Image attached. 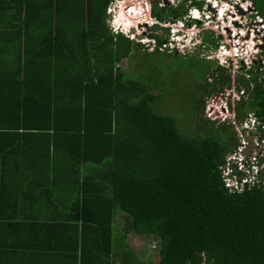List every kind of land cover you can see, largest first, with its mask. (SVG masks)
Listing matches in <instances>:
<instances>
[{
  "label": "trees",
  "instance_id": "16d2710c",
  "mask_svg": "<svg viewBox=\"0 0 264 264\" xmlns=\"http://www.w3.org/2000/svg\"><path fill=\"white\" fill-rule=\"evenodd\" d=\"M114 1L0 0V168L11 157L48 180L51 198L72 201L58 212L81 219L89 237L81 264H264V158L253 142L264 137L263 72L242 65L249 78L238 75L237 88H253L235 106L237 124L206 108L201 131L184 136L173 116L153 109L150 83L123 71L143 44L110 27ZM252 1L264 20V0ZM160 2H151L158 22L199 23L188 11L200 2ZM210 35L207 47L217 45ZM149 37L158 47L169 42L168 33ZM191 59L204 76L203 104L232 85L220 65L219 78L204 83L211 65ZM251 111L256 131L246 123ZM224 124L234 125L238 144L221 132ZM232 149L236 170L226 163ZM131 233L157 241V262L132 251Z\"/></svg>",
  "mask_w": 264,
  "mask_h": 264
},
{
  "label": "rangeland",
  "instance_id": "374dc122",
  "mask_svg": "<svg viewBox=\"0 0 264 264\" xmlns=\"http://www.w3.org/2000/svg\"><path fill=\"white\" fill-rule=\"evenodd\" d=\"M160 1L162 2L160 5L169 2L177 6L181 0ZM195 1L200 2V4L192 5L189 8V13H191V18L200 16L206 21L202 28L195 27L193 24L186 28L178 21L170 24L158 22L151 15V0H115L111 4V14L108 17L110 27L111 25L119 27L118 32H122L143 44V47H135L132 54L124 60L122 63L123 71L132 78L150 83L153 93L158 95V99L152 104L153 109L158 113L173 116L180 132L187 137H195L197 132L201 131L200 129L204 125L203 121L206 119L204 109L207 108L208 110L207 100L214 98L208 96L204 108V87L202 86L204 76H201L199 68L193 65L191 58H205L206 63L211 65L204 83L212 84L216 78H219L216 71L218 65L227 69V73L231 74V88L219 86L213 92L214 96H218L219 99H222L227 91L237 88L234 79L238 75L244 74L248 78V75L245 74L246 70L241 69L242 65L246 69L255 68L258 72H264V21L261 16L256 15L254 2L252 0H219L217 3L220 5L213 10L209 8L207 0ZM224 5L226 9H223L221 16L218 9ZM156 23L169 30L165 31L158 28L153 31V25ZM131 27L136 28V32L133 34H130ZM177 31L179 34H175ZM151 32L160 36H166L168 33L169 42L158 47L156 41L149 37ZM206 32L208 35L213 32L210 37L216 38L217 45H208L207 47L208 42L204 39ZM172 51H177L186 57H173L171 56ZM158 52H167L168 55ZM254 60H257L256 64H253ZM227 102L229 103L228 100ZM232 103L231 105H234V100ZM225 109L227 114L234 116L229 105L226 108H218L220 112ZM234 112L238 115L236 108ZM250 127L256 130L257 125H250ZM239 129L242 127L240 126ZM239 129L237 127V130ZM262 131L260 136L264 134V126ZM221 132L227 135H231V132L234 133L235 140H232V145L238 144L234 125L224 124ZM262 139L264 138H258L260 141ZM253 142L257 143V141ZM254 143L252 150L255 148ZM257 147L256 150L264 158V143H258ZM226 163L228 166L236 164L233 149L228 152ZM121 224L123 222H119L120 226ZM127 240V245L134 253H144L147 250V254L144 253L146 255L144 256L145 260H152L153 262L159 260L155 246L157 241L154 238L131 233Z\"/></svg>",
  "mask_w": 264,
  "mask_h": 264
},
{
  "label": "crops",
  "instance_id": "0c3cea01",
  "mask_svg": "<svg viewBox=\"0 0 264 264\" xmlns=\"http://www.w3.org/2000/svg\"><path fill=\"white\" fill-rule=\"evenodd\" d=\"M7 160L8 166L0 168V264H81L89 237L81 219L58 212V207L66 209L72 201L51 198L48 180L39 171L16 168L13 158ZM1 188L6 189V203ZM52 201L58 204L50 206ZM11 210L18 216H11ZM18 223L24 226L18 228Z\"/></svg>",
  "mask_w": 264,
  "mask_h": 264
},
{
  "label": "built area",
  "instance_id": "2783aa9c",
  "mask_svg": "<svg viewBox=\"0 0 264 264\" xmlns=\"http://www.w3.org/2000/svg\"><path fill=\"white\" fill-rule=\"evenodd\" d=\"M118 1V0H117ZM215 1H218V0H212V2H213V4H216V2ZM113 4V3H112ZM110 8H111V6L108 8L109 9V11L108 12H111V10H110ZM264 21V20H263ZM111 27L113 28V30L115 31V32H118L119 31V27H117V26H115L114 25V27L111 25ZM231 93V91H227L224 95V97L221 99V102H220V104L217 106L216 104H211V105H209L208 106V115L209 116H211V117H213V118H219V119H221L222 121H224V122H229V123H234V124H237V120H236V114H235V112H234V106L233 105H231V103L229 102H227V95H229L230 93ZM236 93L237 94H239V91L237 92V88H236ZM227 105H229V107H230V109H231V111L233 112V114H234V116H230L229 114H227L226 113V109L224 110V111H219L218 110V108H226V106ZM256 120H254L253 121V123L255 122ZM256 133H258V131L256 132ZM262 138H264V137H262ZM261 139V138H260ZM264 143V139H262V141H260V140H258L257 141V144L258 143ZM256 161H257V159H255ZM228 171L230 172V169H229V167H228Z\"/></svg>",
  "mask_w": 264,
  "mask_h": 264
},
{
  "label": "flooded vegetation",
  "instance_id": "af4514ba",
  "mask_svg": "<svg viewBox=\"0 0 264 264\" xmlns=\"http://www.w3.org/2000/svg\"><path fill=\"white\" fill-rule=\"evenodd\" d=\"M263 18V17H262ZM207 31V30H206ZM209 32V31H208ZM235 36V38H236V35H234ZM205 47H206V45H204ZM195 48H197V47H195ZM226 48H227V46H226ZM235 48H236V43H235ZM257 60H254V62H253V64H256L257 62H256ZM261 70H262V67L260 68ZM247 75V74H246ZM262 77H264V72H263V76ZM248 78H249V75H248ZM234 82H236V78L234 79ZM229 88H231V86L229 87ZM252 88H253V85H251V89L250 90H247L246 91V89L245 88H242L241 90H238V88H237V92L239 91V94H237L236 93V88L235 89H233V90H230L231 91V93L228 95V97H227V100L231 103V104H233L232 103V101L234 100V107L237 105V104H239V102H241V101H246V100H248V99H250L251 97H252V94H251V92H252ZM251 94V95H250ZM211 97H214V98H210V100H209V98H208V100H207V107L209 106V105H211V104H216L217 106L220 104V102H221V99H219V97L218 96H214V93H212L211 95H210ZM213 101V102H212ZM254 113V111H251V113L248 115V117H251V115Z\"/></svg>",
  "mask_w": 264,
  "mask_h": 264
},
{
  "label": "clouds",
  "instance_id": "9594fccd",
  "mask_svg": "<svg viewBox=\"0 0 264 264\" xmlns=\"http://www.w3.org/2000/svg\"><path fill=\"white\" fill-rule=\"evenodd\" d=\"M117 1V0H116ZM204 1H206V0H204ZM219 1V0H218ZM218 1H215L216 2V4H218V6L220 5V3H217ZM135 2V1H134ZM133 2V3H134ZM151 2H152V0H151ZM151 2H150V4H151ZM180 2V1H179ZM207 3H208V5H210L212 8H217V7H215L214 5H216V4H213V2H212V0H207L206 1ZM134 7V6H133ZM150 7H151V5H150ZM223 7V6H222ZM222 7H220L218 10H220ZM134 12V11H133ZM189 12V11H188ZM108 13H110V12H108ZM111 14V13H110ZM207 15V14H206ZM189 17H191V13H189ZM193 19H195V20H198L199 21V23H193V25L195 26V27H200V28H202L204 25V23L206 22L203 18H201L200 16L199 17H195V18H193ZM200 21H203L202 23L200 22ZM179 23H181L182 24V26H185L186 28H189V27H191L192 26V24H190L189 26H186L185 24H184V21L183 20H181V21H178ZM175 23V22H174ZM170 24V23H169ZM202 31V30H201ZM131 34V33H130ZM175 34H179V31H177ZM128 36V35H127ZM202 38V37H201ZM240 44V43H239ZM237 47V46H236ZM234 109H235V107H234ZM254 120H256L254 123H253V121ZM246 123H247V126L250 128V129H252L251 127H250V125H257V128H256V130L258 129V125H259V118L254 114V115H251V117H248L247 118V120H246ZM264 126V125H263ZM262 126V127H263ZM255 130V131H256ZM262 130V129H261ZM235 156H236V163L238 162V154H236V152H235ZM236 164H234V165H231V166H229V167H232L233 169H235L236 170Z\"/></svg>",
  "mask_w": 264,
  "mask_h": 264
},
{
  "label": "water",
  "instance_id": "95a60500",
  "mask_svg": "<svg viewBox=\"0 0 264 264\" xmlns=\"http://www.w3.org/2000/svg\"><path fill=\"white\" fill-rule=\"evenodd\" d=\"M209 8L215 10V8H212L210 5H209ZM130 32H131V34H133V32H136V28L135 27H131L130 28Z\"/></svg>",
  "mask_w": 264,
  "mask_h": 264
},
{
  "label": "bare ground",
  "instance_id": "6f19581e",
  "mask_svg": "<svg viewBox=\"0 0 264 264\" xmlns=\"http://www.w3.org/2000/svg\"><path fill=\"white\" fill-rule=\"evenodd\" d=\"M225 5H226V4H225ZM225 5H224V6L219 10V12H218L219 15H221V16H222L221 13L223 12V9H226V8H225ZM214 6H215V7H218V4H216V5H214ZM238 44H239V43H238Z\"/></svg>",
  "mask_w": 264,
  "mask_h": 264
}]
</instances>
